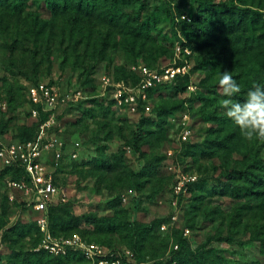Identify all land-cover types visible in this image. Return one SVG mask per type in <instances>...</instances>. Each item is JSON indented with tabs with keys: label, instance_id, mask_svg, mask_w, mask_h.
<instances>
[{
	"label": "rangeland",
	"instance_id": "374dc122",
	"mask_svg": "<svg viewBox=\"0 0 264 264\" xmlns=\"http://www.w3.org/2000/svg\"><path fill=\"white\" fill-rule=\"evenodd\" d=\"M147 1L151 10L165 4L163 0ZM236 1L251 3L252 0ZM182 7V14L191 18L192 7L196 10L197 4H182ZM28 9L40 11L44 18L52 14L43 0L31 1ZM161 17L163 21L154 30L151 43L143 53L132 55L124 45L118 44L108 47V57L103 60L98 53L101 46L95 49L82 41L71 44L61 37L51 42L37 40L25 27L0 30V99L10 109L0 139L14 140L21 127L37 121L31 111L29 86L53 85L61 102L48 110L50 116L39 124L38 133L45 123L47 137L56 139L44 154L48 168L60 172L58 183L65 199L61 200L57 194L55 203H62L77 216L116 217L121 224L120 231L113 233L97 229L93 222H83L75 231L125 249L131 234L125 220L135 218L137 206L141 222H159L146 235L143 264H168L180 237L187 238L202 264H237L257 259L264 262V203L250 194L238 196L237 186L229 183L225 175L227 168L242 167L255 155L264 160V141L249 142L240 132L231 146L213 158L201 152L208 144L210 126L215 123L206 116V110L216 105L219 115L226 117L225 109L222 111L219 106L225 97L218 80L224 71L235 73L238 61L229 58L232 64L229 61L219 64L220 53L229 55V42L211 40L200 48L194 41L190 46L182 31L177 33L179 25L174 27L169 11L163 10ZM179 39L184 48L177 56L175 46ZM259 50L253 49L249 62L257 57ZM176 58L178 63L187 64L191 74L188 89L179 91L167 86L149 94L144 99L143 114L157 119L156 109L161 105L171 106L186 99L187 103L181 111L175 109L170 114L161 130L156 124L151 125L156 131L149 141H140L137 146L134 136L141 119L140 101L138 104L120 101L117 94L121 95L120 89H124L121 84H135L138 72L134 66L140 63L159 68ZM197 63L203 67L194 69ZM120 65L126 67V73H120L126 76L117 80L116 67ZM191 84L197 85L195 89L190 88ZM207 96L215 97V104L208 103ZM232 99L243 102L237 95ZM185 111L190 114L189 125L193 129L187 140L181 136ZM192 143H197V147ZM193 149L197 150L196 154L192 153ZM106 159L118 164L109 169ZM145 166L154 175L153 180L146 181L145 176L134 178L138 186L132 185L131 171ZM1 170L0 166V254L3 256L0 264H7L12 248L7 242L10 240L4 237L5 228L16 222L35 221L39 212L20 204L25 195L9 187L11 177L1 175ZM5 191L13 192L15 197L10 198L9 194L7 197ZM240 218L243 219L239 221ZM37 237L38 233L24 237L19 242L24 246H15L16 251L42 250L40 242L34 245ZM49 257L59 264L77 262L75 258Z\"/></svg>",
	"mask_w": 264,
	"mask_h": 264
},
{
	"label": "trees",
	"instance_id": "16d2710c",
	"mask_svg": "<svg viewBox=\"0 0 264 264\" xmlns=\"http://www.w3.org/2000/svg\"><path fill=\"white\" fill-rule=\"evenodd\" d=\"M31 1L41 0H0V30H13L25 27L37 40L41 39L51 42L55 38L61 37L62 40L68 39L71 44L82 41L85 45H91L95 49L101 46L98 48V53L100 60H103L108 57L107 50L109 46L122 44L132 55L141 54L147 50L153 38L154 30L163 21L162 12L166 10L170 13L174 27L176 28L179 25L176 30L177 33L181 30L190 46L194 41L199 43L200 48L205 47L206 42L211 40L218 43L221 41L230 43L229 55L224 52L220 53L217 62L223 64V62L229 61V64H232L231 59L238 61L239 67L236 72L230 74L237 84L240 85L241 91L237 94L240 100L244 101L246 98L245 93L252 90L254 86L264 88V0H252L251 3L247 1L243 3L237 2L236 0H163L165 4L157 5L152 10L147 0H43L51 10L50 18L42 17L40 11L29 10ZM190 3L193 5L197 4L196 10L192 7L190 20L181 19L182 4L189 5ZM255 47L260 48V50L257 52V57L249 62L248 57L253 53ZM200 64L197 63L194 69L203 67ZM121 72L126 73L124 65L116 67L117 80H121L123 76H126V74L122 76ZM135 76L136 80L134 83L136 84L141 80V76L139 73H135ZM190 82V73L178 74L171 82L158 83L150 87L148 95H153L167 86L175 87L179 91H185L188 89ZM214 98L207 96L206 101L210 104H215L213 102ZM186 103L187 99L171 106L161 105L156 109L159 117L155 119L150 115L143 114L146 111V104L144 99H140L141 119L138 122L134 143L138 146L140 141H149L150 135L156 131L150 126L156 124L161 130L168 122L170 114L174 113L175 109L181 111ZM32 106L40 108V115L33 124L21 127L14 138L15 140L25 141L36 137L39 124L49 118L50 111L43 110L40 104L31 103V108ZM219 106L223 111L222 104H219ZM9 116L10 109L5 111L0 118V133L7 126L6 120ZM206 116L211 117L215 123L210 126L209 136L206 141L208 144L201 149V152L209 158H213L221 150H226L235 142L240 129L227 116L219 115V107L216 105L210 110H206ZM219 116H221L220 121ZM197 145V143H192V146L197 147ZM196 152L197 150H192V153L196 154ZM245 158L248 159V157ZM115 162L106 159V166L110 169L112 165L116 166L118 164ZM239 163L240 161L237 164ZM242 165V167L227 168L226 178H228L229 183L237 186L239 190L238 196L250 194L257 201L264 203V160L259 155H255ZM24 174L25 169L16 165H5L1 170V175L5 177L20 178ZM59 174L58 170L55 171V182L58 185ZM131 174V184L134 186H138L134 178L142 179L145 176L146 181H151L154 178V175L146 166L141 170H132ZM193 184L195 185V183L191 184V190ZM8 194L10 196V193L5 191L7 197ZM195 197L200 199L198 194ZM20 204L25 208L35 209L27 200L21 201ZM193 206H196V204H193ZM134 209L135 218L133 220H125V223L129 224L131 229L127 248L132 249L138 262L143 264L142 261L146 260L145 256H143L146 246V235L159 222L151 224L141 222L137 217L138 207L136 206ZM36 211L38 214L39 211ZM48 216L50 228L56 235H70L78 232L75 230L79 229L83 222H93L96 224L97 229L109 233L120 231L121 227L116 217L77 216L72 210L64 207L62 203H51L48 207ZM242 219L240 218L239 221ZM34 233H38L37 242L34 245L39 242L41 244L43 232L37 219L35 221L16 222L5 228L4 237L10 240V242H7L12 248L7 264H59L54 263L49 256L60 260L75 258L76 264L87 263L83 254L75 250H70L66 254H54L43 247L39 251L24 252L23 248L16 251L15 246H24L19 244L20 240ZM81 234L89 240L109 245L113 249L124 248L123 246H114L107 240L100 241L83 233ZM201 256H203V253ZM2 259L3 256L0 254V263ZM175 261L176 264H202L201 257L196 253L186 237H180L178 248L175 249L167 262L170 264ZM237 264H264V262L262 259H257Z\"/></svg>",
	"mask_w": 264,
	"mask_h": 264
},
{
	"label": "built area",
	"instance_id": "2783aa9c",
	"mask_svg": "<svg viewBox=\"0 0 264 264\" xmlns=\"http://www.w3.org/2000/svg\"><path fill=\"white\" fill-rule=\"evenodd\" d=\"M181 16L190 20L186 14H181ZM180 36L183 38L181 33ZM183 48V43L179 39L176 45L177 56H180ZM187 51L190 52V50ZM134 68L140 74L141 80L131 86L121 84L124 89H120L121 95L117 94L120 101L124 99L126 102L138 104L140 99L148 97L150 87L171 81L178 74L184 75L189 72L187 64L178 63L177 58L159 68L151 67L145 63H140ZM110 80L111 78L108 77V83ZM196 86L191 84L190 88L195 89ZM123 93L125 95L121 98ZM28 95L30 102L40 104L43 110H50L61 102L57 88L48 83L30 85ZM6 110L7 103L0 99V118ZM31 111L38 118L41 110L38 106H32ZM182 122L184 126L181 130V136L187 140L193 131L189 125L190 114L188 111L184 112ZM55 140L47 137L45 123L41 125V130L37 136L32 139L25 141L0 139V166L16 165L25 169V174L22 177L9 178L8 184L12 189L21 191L25 195L24 200L29 201L39 211L37 221L43 232V240L40 246L54 254H66L70 250L80 251L87 260L86 264H139L134 251L130 248L113 249L109 245L85 238L80 232H74L70 235H56L52 232L49 224L48 207L57 201V194L61 200L65 199L63 190L61 191L60 186L55 182V169H49L44 158L47 148L54 145ZM191 179L194 180L195 177H191ZM182 184H185L184 181ZM14 197L15 194L11 192L10 198ZM162 226L165 228L166 224Z\"/></svg>",
	"mask_w": 264,
	"mask_h": 264
},
{
	"label": "clouds",
	"instance_id": "9594fccd",
	"mask_svg": "<svg viewBox=\"0 0 264 264\" xmlns=\"http://www.w3.org/2000/svg\"><path fill=\"white\" fill-rule=\"evenodd\" d=\"M218 85L225 97L221 101L225 114L238 126L244 139L264 141V88L254 86L246 93L244 101L239 102L232 97L239 94L241 88L229 71L222 72Z\"/></svg>",
	"mask_w": 264,
	"mask_h": 264
}]
</instances>
